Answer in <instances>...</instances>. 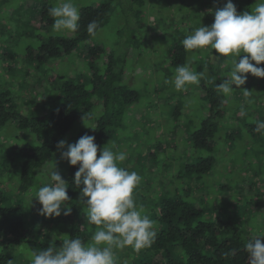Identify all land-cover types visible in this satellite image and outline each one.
Instances as JSON below:
<instances>
[{"label": "rangeland", "instance_id": "rangeland-1", "mask_svg": "<svg viewBox=\"0 0 264 264\" xmlns=\"http://www.w3.org/2000/svg\"><path fill=\"white\" fill-rule=\"evenodd\" d=\"M103 1L73 0L79 10L85 6H98ZM54 2L56 5L57 0ZM225 3L227 0H145L144 6L140 7L131 0H115V13L102 30L81 44L71 56L53 59L45 66L27 62L25 49L28 44L36 45L49 33H59L37 30L35 39H22L12 18L18 16V6H5L0 18L9 28L5 25L0 28V93L9 91L17 110L28 116L49 115L60 107L62 88L67 81L89 83V48H102L106 55L115 52L125 62L123 83L139 96L126 108L123 123L110 143L114 145L113 151L127 153V159L120 167L142 177L134 199L155 222V231L162 200L170 196L185 198L183 191L191 187L189 199L203 208L205 218L231 221L248 239L264 236V135L255 131L257 121H264V78L249 73L245 85L241 88L234 85L232 93L225 96L226 114L210 153L215 157L212 171L202 180L184 177L177 180L186 165L209 155L194 149L190 139L208 115V105L199 83L189 85L186 91H176L169 83L176 69L171 65L170 51L175 46H183L182 40L196 28L210 26L214 22V10ZM23 16L25 19L31 17L30 14ZM62 35L72 37L73 33ZM186 62H191L196 73L205 65V72L210 75L211 70L220 83L228 78L231 69L230 63L221 67L222 60L215 58L209 50L187 52ZM104 63L98 62L100 66ZM259 66L264 67V64ZM243 89L249 91L248 96L244 95ZM99 114V109L88 114L91 117L89 127L80 119L65 141L75 143L82 130L95 125ZM1 131L0 150L6 160L4 163L0 160V198H4L0 204L14 203L24 209L33 231L35 209L39 217L47 221V229L60 226L57 219L39 214L42 205L34 195L47 183L46 169L56 165L65 180L67 160L62 159L57 150L53 160L44 166V174L40 175L38 171L36 184L21 194L18 191L19 151L24 145L35 143L26 131L8 126ZM86 210L84 242L88 243L96 226L87 224ZM22 247L25 253L22 252L24 254L17 257V261L31 264V250L26 245ZM147 248L139 252L131 248L116 250L117 264H138Z\"/></svg>", "mask_w": 264, "mask_h": 264}, {"label": "trees", "instance_id": "trees-1", "mask_svg": "<svg viewBox=\"0 0 264 264\" xmlns=\"http://www.w3.org/2000/svg\"><path fill=\"white\" fill-rule=\"evenodd\" d=\"M237 11L243 13L251 10L256 0H233ZM115 0H105L98 6H85L80 11L79 28L72 37L62 34H48L36 45L28 44L25 49V60L35 64L46 65L53 59L71 56L83 43L93 36L87 32L90 22L96 21L98 29L102 30L113 17L116 7ZM135 5L144 6L145 0H131ZM17 5L18 16H12L19 37L26 40L35 39V31H52L54 18L48 13L55 6L54 0H0V13L5 6ZM11 10V9H10ZM15 9L13 12L15 13ZM24 14H30L29 19ZM2 23V24H1ZM3 18H0V28ZM6 29L9 27L7 25ZM11 26V25H9ZM12 27V26H11ZM13 28V29H15ZM38 39V38H37ZM123 46V45H122ZM102 48L91 47L87 51L89 58V83L83 80L67 81L62 88V103L60 107L46 116H28L15 107L9 91L0 93V132L8 128L29 133L34 145H24L19 151V185L21 194L28 192L37 181V174H44L45 165L51 162L57 151V143L65 140L74 125L84 114L98 110L100 114L92 128L82 130L75 142L84 135L95 136L96 144L102 148L116 136L121 127L125 110L137 101L138 93L123 83V57L115 52L107 54ZM212 55L218 54L213 50ZM171 65L175 68L185 65L187 51L183 46H175L170 51ZM98 62H105L100 66ZM210 63V62H209ZM123 65V67H122ZM208 75L205 65L198 68L197 73H203L199 86L204 91L203 99L208 105V115L203 119L200 128L190 136L194 149L208 152L192 164L181 170V177L202 180L214 166L213 140L220 130V122L224 118L226 97L219 94L216 85L220 80ZM218 74V73H217ZM85 80V79H84ZM91 83V87L88 85ZM178 111V109H177ZM175 117L177 114H175ZM94 128V129H93ZM1 134V133H0ZM99 155V152H98ZM0 160H6L3 150H0ZM17 165V166H18ZM77 166H71L67 161L65 181L70 215H63L67 206H62V214L53 217L60 226L47 229V221L40 218L35 209V231L30 227L25 217L24 209L14 203L0 204V264H30L17 261L24 254L26 245L31 252H40L49 246L59 249L65 238H80L84 241L87 229L81 226L85 223L86 207L80 201V189L74 183ZM183 191L185 198L170 196L162 200L157 218L156 237L138 264H248V253L245 244L248 240L231 221L205 218L204 210L189 199L191 187ZM0 202L4 200L3 196ZM35 232V234H34ZM24 252V253H22Z\"/></svg>", "mask_w": 264, "mask_h": 264}, {"label": "clouds", "instance_id": "clouds-1", "mask_svg": "<svg viewBox=\"0 0 264 264\" xmlns=\"http://www.w3.org/2000/svg\"><path fill=\"white\" fill-rule=\"evenodd\" d=\"M48 14L54 18V33L66 35L79 28L80 11L73 0H57ZM97 29L96 21L87 26L90 36H95ZM182 44L190 53L214 50L218 54L216 57L222 60L221 67L231 64L228 78L216 85L217 92L223 96H229L234 85L236 88L245 85L249 73L264 78V67L259 66L264 64V0H256L251 10L243 13L237 11L232 0H227L223 7L214 10V22L210 26L196 28L182 40ZM202 75L193 71L189 62L175 69L169 83L176 91H186L189 85L198 84ZM243 90L248 96L249 91ZM90 119L88 114L82 116L86 127H89ZM255 131L264 135V121H257ZM95 139V136L86 134L73 144L62 139L56 145L62 159L71 166H79L74 174V183L80 189L79 203L87 209V224L96 226L91 241L85 243L80 238H65L59 249L49 246L38 253H30L31 264H117L116 250L131 248L139 252L153 243L155 222L134 199L142 177L135 171L120 167L127 159L126 152L113 151L114 145L110 141L100 148ZM45 176L47 183L34 195L42 205L39 214L48 218L59 217L62 206H67L63 215H70L68 183L56 165L46 169ZM244 247L248 253V264H264V236L253 237Z\"/></svg>", "mask_w": 264, "mask_h": 264}]
</instances>
